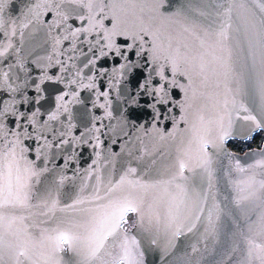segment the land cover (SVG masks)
<instances>
[{
  "label": "snow or ice",
  "instance_id": "obj_1",
  "mask_svg": "<svg viewBox=\"0 0 264 264\" xmlns=\"http://www.w3.org/2000/svg\"><path fill=\"white\" fill-rule=\"evenodd\" d=\"M9 3L0 0V264H65L64 252L74 253L78 264H144L130 218L132 228L150 233L161 260L179 237L200 226L205 240L215 238L227 211L217 202L216 153L235 162L226 174L240 177L229 179L233 204L244 217L235 233L244 248L239 264H264V149L247 165L224 150L228 140L264 132V0H185L171 14L164 10L167 0H30L21 18L6 20ZM48 13L52 18L45 22ZM36 23L48 29L51 52L34 61L40 73L33 78L15 39L19 34L23 43L24 30ZM46 83L53 86L54 106L42 112ZM81 91L91 94L92 108L103 115L92 116L74 135L71 106L81 103ZM176 108L179 119L172 115ZM133 112H147L151 126ZM114 118L108 132L127 137L125 145H141L138 155H129L137 162L151 158L144 170L129 166L118 178L101 172V135L107 133L96 123ZM169 120L173 129L181 122L185 128L174 157L156 167L157 156H168L158 147L149 151L142 135L176 140V131L158 127ZM129 126L134 138L125 131ZM81 145L95 154L84 170L95 184L84 182L63 206L50 191L40 195L35 185L49 171V153ZM197 170L207 186L189 188L186 173ZM69 211L82 219L57 217Z\"/></svg>",
  "mask_w": 264,
  "mask_h": 264
},
{
  "label": "water",
  "instance_id": "obj_2",
  "mask_svg": "<svg viewBox=\"0 0 264 264\" xmlns=\"http://www.w3.org/2000/svg\"><path fill=\"white\" fill-rule=\"evenodd\" d=\"M184 2L185 0H167L164 10L171 14L172 12L179 10ZM29 6L30 0H10V3L5 10V19L8 20L9 17L13 19L21 18V13H23ZM51 18V13H48L43 17L45 22L50 21ZM69 23L75 22L70 20ZM156 23L159 24L160 21H156ZM176 27L177 30H179V25ZM24 31L25 35L23 37V43L20 42L18 34L15 39V47L20 49L18 55L23 58L24 66L28 74L33 78H37L39 76L40 69L34 61L40 57H46L51 52V41L48 38V29L44 27L43 24L36 23L34 26H30ZM14 59L15 55L9 58V62ZM6 63L7 62H5V66ZM57 71L58 67L51 68L49 69V74H53ZM20 76L23 78L24 73L21 72ZM44 87L48 88L49 91L45 92V100L42 101V112L45 109H48L50 105L54 106V101L50 97V92L53 86L50 83H46ZM58 87L63 90V85H59ZM28 95H34L33 90L29 89ZM175 95L177 98H180L183 94L177 90ZM79 99L81 103L71 106L73 123L77 125V127L73 129L74 135H78L79 132L84 131V126L86 124L90 125L92 116L103 115V110L92 108L91 101L93 98L89 92L81 91ZM112 99L113 116L118 117L119 113L115 111L117 107L115 96H113ZM20 107L22 110L24 109L23 105ZM89 109L90 111H88ZM148 115L149 114L147 112L132 113L134 119L145 123L146 126L150 127V120L145 119ZM172 115L179 119L180 109L176 108ZM62 119H66V117H62ZM96 123L97 126H100V124L103 123L105 128L102 129V133H107V135H101V140L103 141L101 172L104 176L111 174L114 178H118L119 175L122 174V172L129 166L138 167V171L144 170L147 161L151 158H146L145 162H137L131 155H129L130 152L138 155L141 145L138 142H129L125 145V141L128 139L127 137H124L122 134L119 136H112V134L108 132V126L117 124V119H104L103 121H97ZM158 127H160L164 132L176 131L177 139L160 141L155 132L148 136H143L141 133L144 146L147 147L149 151H152L154 147H158L168 156L167 160L157 156L158 162L156 167H160L162 164L170 162L171 158L174 157L179 140V134L185 128V125L181 122L177 126V129H173L172 122L169 120L164 124L158 125ZM125 131H128L133 138L137 135L131 126L126 128ZM259 133L262 135V140L258 147H251L242 152H236L228 146L229 141H249L237 138L228 140L224 146V150L232 156L240 158L241 163L244 165L253 163L255 160L260 158L259 155H257L260 150L264 149V132ZM113 139H116L117 141L115 144L112 143ZM68 156H72L73 158L68 165L65 166L64 161ZM30 158L34 159L35 154L33 153ZM94 158L95 154L93 150L83 145L77 147L75 150L68 146H65L64 150L54 149L48 155L47 167L49 171L45 172L40 177V183L35 185L36 190H38L40 195H44L46 192L50 191L52 196L60 201L61 206L71 203L72 200L75 199L76 193L82 187L84 182H87L88 184H95V179L87 177L84 172V170L87 169L88 165L91 163V160ZM105 158H107V163L104 162ZM212 162L215 176L214 182L216 184L215 191L217 194V202L222 208L227 209L226 213L221 216L215 238L209 237L205 240L201 235L204 232V228L200 226L197 231L179 237L175 241V247L171 249L169 255L165 257V260H161L160 250L150 244V233L140 228H132L131 225L129 229H131L132 233L137 236L138 240H140L141 248L145 252L144 264H239V262L243 259L244 248L242 244L237 243L235 233L243 226L244 217L242 210L236 208L233 204L232 198L235 196V192L229 184V179H239L240 177H238L234 172L231 177L226 174L235 163L234 161H229L227 156L216 153L212 156ZM36 163L40 168L44 167V164L41 161L38 160ZM198 173L199 170H197V173H186L189 177L187 181L189 188L193 185L207 186V180H202ZM62 176L67 177V179H65L61 184L60 178ZM158 195H163V193H158ZM244 203L247 204L246 201ZM57 217L64 218L66 220H75L77 222L82 219V215L79 212L72 211L57 213ZM48 226L54 227L55 223L50 222ZM145 227H147V225H145ZM193 246H196L199 251L194 253L192 251ZM61 256L65 264H78L79 258L72 252H64Z\"/></svg>",
  "mask_w": 264,
  "mask_h": 264
},
{
  "label": "rangeland",
  "instance_id": "obj_3",
  "mask_svg": "<svg viewBox=\"0 0 264 264\" xmlns=\"http://www.w3.org/2000/svg\"><path fill=\"white\" fill-rule=\"evenodd\" d=\"M261 138H262L261 133H258L250 141L231 140V141L228 142V146L234 151H240L243 148H247L249 145L256 144Z\"/></svg>",
  "mask_w": 264,
  "mask_h": 264
},
{
  "label": "built area",
  "instance_id": "obj_4",
  "mask_svg": "<svg viewBox=\"0 0 264 264\" xmlns=\"http://www.w3.org/2000/svg\"><path fill=\"white\" fill-rule=\"evenodd\" d=\"M256 135H257V134H256ZM256 135H254V137H255ZM254 137H253V138H254ZM261 140H262V138H261L256 144L249 145L247 148L258 147V146L260 145V143H261ZM249 141H250V140H249ZM247 148H243V149H241L240 151H236V152H242V151H244V150L247 149ZM131 219H132V218H130V220H129V224H128V227H129V228H130L131 225H132V223H131Z\"/></svg>",
  "mask_w": 264,
  "mask_h": 264
}]
</instances>
